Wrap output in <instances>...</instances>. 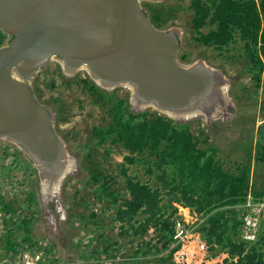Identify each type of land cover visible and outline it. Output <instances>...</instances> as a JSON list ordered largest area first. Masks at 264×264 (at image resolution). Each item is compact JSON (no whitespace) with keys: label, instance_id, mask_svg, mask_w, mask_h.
<instances>
[{"label":"rangeland","instance_id":"obj_1","mask_svg":"<svg viewBox=\"0 0 264 264\" xmlns=\"http://www.w3.org/2000/svg\"><path fill=\"white\" fill-rule=\"evenodd\" d=\"M190 2L159 0L145 2L144 7L153 20L155 13L160 12L164 19L162 24L156 23L162 29L179 30L182 62L191 64L201 60L221 70L230 81L227 94L232 106H228V102L226 111L219 117L210 121L198 117L188 122H176L191 123L194 135L201 141L209 137L218 149L217 157L225 170L235 167L238 161L250 167L251 184L246 202L233 208L236 222L242 223L234 238L247 241L246 235L251 232L247 226L249 221L257 217L258 228L264 225V212L259 210L260 206L253 211L254 208L247 205L250 196L256 203L264 200L255 195L256 191L264 193V159L261 158L264 157V89L256 90L252 75L245 70L247 54L242 43H237L230 53L197 43L192 33ZM209 29L206 26L201 31L206 33ZM184 55L187 61L182 60ZM261 61L263 71L264 57ZM84 79L92 81L86 72L70 74L59 61H52L32 82L39 100L55 110V128L66 141L68 155L74 164L58 190L50 192L42 184L33 163L18 147L0 140V264H176L174 253L177 248L173 244L177 222L194 229L206 243L201 231L206 218L183 206L177 194L164 195L165 211L177 210L170 231L165 232L170 239L167 243L159 228L152 227L142 237L133 238L124 233L126 227L116 220L115 203L100 190L112 178L111 192L124 201L129 197L122 173L124 169H128L129 175H137L143 182L149 181L157 187L156 176L145 172L150 167L147 156H138L136 163L128 164L125 160L128 153L120 145L106 143L98 152L90 151L86 156L92 131L110 123V106L85 90ZM95 85L128 99L133 111L127 88L104 89ZM94 174L99 177L98 181L93 179ZM5 202L13 206L18 217L32 219L31 241L25 240V233L12 213L6 212ZM231 209L226 208L228 215H232ZM258 210L260 212L256 214ZM143 217L142 214L137 216L141 220ZM9 241L16 242L15 251L8 249ZM173 249L172 258H169ZM188 250L192 256L198 255L194 245ZM217 256L229 262L237 261V257L232 260L224 253L213 255L208 247V258Z\"/></svg>","mask_w":264,"mask_h":264},{"label":"water","instance_id":"obj_2","mask_svg":"<svg viewBox=\"0 0 264 264\" xmlns=\"http://www.w3.org/2000/svg\"><path fill=\"white\" fill-rule=\"evenodd\" d=\"M150 1L159 0H0V140L18 147L50 192L73 165L55 110L32 85L52 61L104 89L127 88L134 112L188 122L226 111L230 81L201 60L182 62L179 30L151 19Z\"/></svg>","mask_w":264,"mask_h":264},{"label":"trees","instance_id":"obj_3","mask_svg":"<svg viewBox=\"0 0 264 264\" xmlns=\"http://www.w3.org/2000/svg\"><path fill=\"white\" fill-rule=\"evenodd\" d=\"M190 10L193 13L192 33L197 43L228 53L237 43H242L247 54L245 70L252 75L255 89H264L261 78L264 0H191ZM163 19L160 12L155 13V22L162 24ZM206 26L210 29L203 33L201 30ZM5 40L6 35L0 30V46ZM182 60L187 61L185 55ZM82 82L85 90L110 106V123L92 131L86 156L90 151L98 152L106 143L120 145L128 153L125 156L128 164L136 163L138 156H147L150 167L145 172L156 176L157 187L149 181L143 182L137 175H129L128 169H124L122 173L129 194L124 201L111 192L112 178L100 190L115 203L116 220L126 227L124 233L133 238L142 237L152 227L159 228L167 243L170 239L165 232L170 231L177 210L165 211L164 195L177 194L183 206L205 216L201 231L210 252L213 255L224 253L232 260L237 257L236 262L225 259L217 264H264V225L258 229V238L254 242L234 238L242 223L236 222L233 208L246 202L251 184L250 167L238 161L235 167L225 170L217 157L216 146L209 137L203 141L197 139L191 123L181 124L149 110L134 113L128 99L102 90L89 79ZM106 152L110 150L106 149ZM98 178L94 174L93 179L98 181ZM255 195L264 198L263 192L256 191ZM227 207H232V215L227 214ZM5 210L12 213L25 233V240L31 241L32 219L18 217L10 203L5 202ZM139 214L144 216L142 220L137 218ZM8 249L15 251L16 242L9 241Z\"/></svg>","mask_w":264,"mask_h":264},{"label":"built area","instance_id":"obj_4","mask_svg":"<svg viewBox=\"0 0 264 264\" xmlns=\"http://www.w3.org/2000/svg\"><path fill=\"white\" fill-rule=\"evenodd\" d=\"M261 78L262 80H264V65ZM252 198L253 197L251 196L249 197L247 205L252 206L254 208L253 211H255V209L260 206L259 210H263L264 212V200L259 203H256ZM259 210L256 214L260 212ZM247 226H250L251 232L250 235H246V239L247 241L253 242L256 240L259 229L257 217H255L253 221H249ZM174 240L175 243L173 244V246L177 248L176 252L174 253V259L176 264H216V262H222L224 258L221 256L208 258L207 244L202 241L201 238H199L198 233L194 229H190L186 224L177 222V231L174 235ZM191 245H194L197 248L198 255H191L188 250Z\"/></svg>","mask_w":264,"mask_h":264},{"label":"bare ground","instance_id":"obj_5","mask_svg":"<svg viewBox=\"0 0 264 264\" xmlns=\"http://www.w3.org/2000/svg\"><path fill=\"white\" fill-rule=\"evenodd\" d=\"M156 2H158V1H156ZM228 106H232V105L230 104V101H229ZM73 166H74V164L72 165V168H74ZM71 170H72V169H71Z\"/></svg>","mask_w":264,"mask_h":264},{"label":"crops","instance_id":"obj_6","mask_svg":"<svg viewBox=\"0 0 264 264\" xmlns=\"http://www.w3.org/2000/svg\"><path fill=\"white\" fill-rule=\"evenodd\" d=\"M260 122V121H259Z\"/></svg>","mask_w":264,"mask_h":264}]
</instances>
